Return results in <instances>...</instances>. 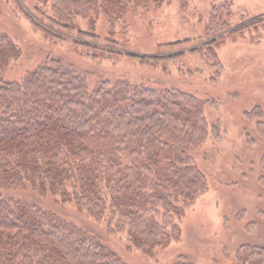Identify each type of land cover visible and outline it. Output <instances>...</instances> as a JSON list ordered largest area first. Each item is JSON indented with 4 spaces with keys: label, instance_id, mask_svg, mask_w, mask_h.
Wrapping results in <instances>:
<instances>
[{
    "label": "trees",
    "instance_id": "obj_1",
    "mask_svg": "<svg viewBox=\"0 0 264 264\" xmlns=\"http://www.w3.org/2000/svg\"><path fill=\"white\" fill-rule=\"evenodd\" d=\"M12 1L34 28L65 38L53 28L73 30L77 16L91 24L101 15L113 26L165 0H41L50 2L44 23ZM212 44L190 50L201 53ZM177 56L181 53L138 60L155 67ZM18 58L15 44L0 32V264H125L87 230L11 193L27 187L104 220L112 234L125 231L130 245L145 253L177 238L176 218L207 189L192 153L219 131L218 123L209 125L205 118L213 101L123 78L90 85L83 71L55 57L19 80L3 79L4 69ZM245 116L257 119L264 141L262 109L256 106ZM260 166L264 169V153ZM236 256L241 264H264V246L242 245Z\"/></svg>",
    "mask_w": 264,
    "mask_h": 264
},
{
    "label": "rangeland",
    "instance_id": "obj_2",
    "mask_svg": "<svg viewBox=\"0 0 264 264\" xmlns=\"http://www.w3.org/2000/svg\"><path fill=\"white\" fill-rule=\"evenodd\" d=\"M18 1L42 23L51 14L50 2ZM110 24L101 15L91 24L77 16L75 29L53 28L65 38L48 36L34 28L12 0H0V32L19 52L2 72L3 79L19 80L46 57H55L83 71L90 85L102 78H123L212 100L205 118L209 125L218 123L219 131L192 153L207 180L206 191L176 218L177 238L152 253L132 247L125 231L110 233L104 220L73 203L55 204L29 187L11 193L34 199L87 230L125 264H241L239 247L264 246V141L257 119L245 116L259 106L264 121V0H165ZM240 27V32L229 33ZM77 31L86 37L79 38ZM77 38L90 45L75 43ZM211 41V48L201 53L190 50ZM176 53L181 56L155 67L138 60L142 55Z\"/></svg>",
    "mask_w": 264,
    "mask_h": 264
}]
</instances>
